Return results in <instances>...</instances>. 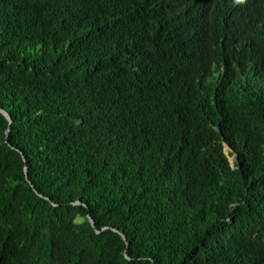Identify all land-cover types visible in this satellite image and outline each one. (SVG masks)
I'll use <instances>...</instances> for the list:
<instances>
[{"label": "trees", "instance_id": "obj_1", "mask_svg": "<svg viewBox=\"0 0 264 264\" xmlns=\"http://www.w3.org/2000/svg\"><path fill=\"white\" fill-rule=\"evenodd\" d=\"M0 108V264H264V0H0Z\"/></svg>", "mask_w": 264, "mask_h": 264}, {"label": "water", "instance_id": "obj_2", "mask_svg": "<svg viewBox=\"0 0 264 264\" xmlns=\"http://www.w3.org/2000/svg\"><path fill=\"white\" fill-rule=\"evenodd\" d=\"M0 114H2V115L8 120V122H9V128H8V130L6 131V140H7V142H8L9 135H10V132H11V128H10V126H11V124H12V118H11V116L9 115V113H8L7 111H5L3 108H0ZM10 146H11V145H10ZM25 174H26V180L31 184V182H30V180H29V177H28V169H27V168H25ZM37 194H38L41 198H45V199L49 200L48 198L44 197L43 195H40L38 192H37ZM75 205H80V203H79V202H78V203H75ZM89 220H90V223L92 224V226H93L94 228H96L95 221L91 218V216H89ZM103 230H106V228H104ZM115 231H116L117 233L121 234V236L123 237V239L125 240V242H126V244H127V246H128V240H127L125 234H124V233H121V232L118 231V230H115ZM97 233L100 234L101 231H98V230H97ZM126 256H127V258L130 260V258L128 257L127 254H126Z\"/></svg>", "mask_w": 264, "mask_h": 264}, {"label": "rangeland", "instance_id": "obj_3", "mask_svg": "<svg viewBox=\"0 0 264 264\" xmlns=\"http://www.w3.org/2000/svg\"><path fill=\"white\" fill-rule=\"evenodd\" d=\"M225 151H226V153L229 155V153H230V150H229V148H225ZM230 160H231V162L234 164V161H235V157H230Z\"/></svg>", "mask_w": 264, "mask_h": 264}]
</instances>
